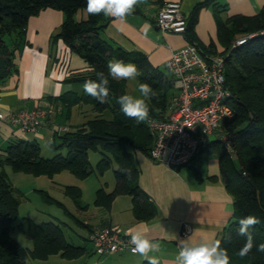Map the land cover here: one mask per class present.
Instances as JSON below:
<instances>
[{
	"label": "trees",
	"instance_id": "16d2710c",
	"mask_svg": "<svg viewBox=\"0 0 264 264\" xmlns=\"http://www.w3.org/2000/svg\"><path fill=\"white\" fill-rule=\"evenodd\" d=\"M217 1L203 0L195 4L190 16H187L185 34L190 42H196L206 50L194 39L193 24L200 8L215 7L218 37L225 47L222 53H227L224 74L232 93L230 102L236 108L235 115L222 122L221 130L231 134L235 154L229 157L216 139L201 147L196 155L210 147L216 151L223 182L233 198L232 216L219 238L221 248L230 257V264H264V252L257 250L260 244H264V7L254 15L236 14L223 19L219 13L225 5ZM47 7L59 9L64 14L61 25L51 34V48L62 41L70 52L89 65L88 70L68 76L64 81L84 84L88 79H96L97 72L107 75V64L111 60L135 64L142 72L138 81L148 83L155 93L146 98L149 117H169L177 96L172 76L164 68L153 66L143 53L127 52L104 39L101 31L110 17L89 15L86 0H0V85L17 71L15 51L24 42L28 19ZM77 14H80L79 19ZM249 33L255 35L244 44L228 49L231 41ZM53 54L51 51L54 60L56 55ZM125 94L124 83L109 77V97L104 104L84 91H66L59 96H48L54 105L61 104L68 112L74 106L88 104L98 115L60 135L52 133L51 144L54 146L55 137H60V146L67 149L65 155L44 158L36 139L11 138L4 146L0 163L8 164L13 171L34 176L53 177L67 170L80 179L93 172L103 175L115 165L113 189L107 192L104 187L98 188L95 203L109 207L117 195L128 194L132 197L134 216L137 219L152 218L154 206L139 186V167L134 153L138 150L150 157L155 138L146 121L138 124L121 112L117 101ZM106 109L111 111L112 119L101 117ZM90 150L101 153L95 167L89 162ZM64 189L66 195L79 203V187L67 185ZM20 200V192L0 168V264H29L33 259H46L53 254L73 259L84 253V247L65 239L60 224L19 217ZM249 215L257 217L260 223L252 230L253 249L241 258L238 252L245 238L237 235V226L239 219ZM15 222L16 227L32 240V248L22 246L11 236L10 230Z\"/></svg>",
	"mask_w": 264,
	"mask_h": 264
},
{
	"label": "crops",
	"instance_id": "0c3cea01",
	"mask_svg": "<svg viewBox=\"0 0 264 264\" xmlns=\"http://www.w3.org/2000/svg\"><path fill=\"white\" fill-rule=\"evenodd\" d=\"M166 1L142 0L123 22L110 17L101 36L127 52L143 53L153 66L164 68V62L171 51L190 42L185 33L164 32L156 25V12ZM178 1L182 13L189 17L195 4L203 0ZM217 2L225 5V9L219 13L223 19L236 14L254 15L264 7V0ZM214 11L213 5L199 9L193 24V37L205 47L206 52L220 54L225 47L218 37ZM63 19V12L51 7L42 9L28 19L24 42L15 51L17 71L0 85V112L4 114L0 118V148L11 138L38 140L48 137L56 122L67 125L70 130L69 124L63 120L65 117L67 120L70 118L71 110L68 112L61 104L54 105L48 96H59L66 91L79 92L77 86L81 83L66 82L64 79L88 70L89 65L77 54L70 52L62 41L51 48V34L58 29ZM51 51L56 55L54 60ZM49 105L60 107V110L50 115L36 134L20 131L8 117L11 111L21 108ZM134 160L139 167V186L154 206L152 218L137 219L132 211V197L128 194L117 195L109 207H104L95 203V192L92 209L88 204L78 208H84V212L89 214L81 222L83 244L77 245L84 247V253L73 259L53 254L46 259H33L29 264H51V261L53 264L148 262L143 256L129 250L107 255L95 253L87 235L92 229L102 226L117 225L124 233L130 229L140 231L148 239L159 243V251L150 252L149 256L157 257L160 264H175L180 240L188 238L193 244L219 240L232 216L233 198L225 187L219 158L212 147L201 150L191 162L177 168L167 167L137 150ZM104 189L109 192L113 188ZM101 207L105 208V212ZM183 231L186 233L183 234ZM53 256L59 258H50Z\"/></svg>",
	"mask_w": 264,
	"mask_h": 264
},
{
	"label": "built area",
	"instance_id": "2783aa9c",
	"mask_svg": "<svg viewBox=\"0 0 264 264\" xmlns=\"http://www.w3.org/2000/svg\"><path fill=\"white\" fill-rule=\"evenodd\" d=\"M155 23L164 32L185 33L187 16L182 13L178 0H168L158 8ZM254 35L235 38L228 49L244 44ZM226 55L208 53L196 42H187L171 51L163 67L172 76L178 93L168 118L149 117L146 121L155 138L150 158L171 168L186 165L201 147L212 141V135H215L213 140L221 142L229 157L234 156L231 134L221 130L222 122L236 113L224 74ZM59 110L60 107L53 105L21 108L11 111L8 117L20 131L36 134L47 118ZM3 117L0 112V118ZM67 130L64 124L51 128L56 135ZM87 238L99 255L122 250L132 252L130 236L117 225L96 227Z\"/></svg>",
	"mask_w": 264,
	"mask_h": 264
},
{
	"label": "rangeland",
	"instance_id": "374dc122",
	"mask_svg": "<svg viewBox=\"0 0 264 264\" xmlns=\"http://www.w3.org/2000/svg\"><path fill=\"white\" fill-rule=\"evenodd\" d=\"M79 15L80 14L76 15L77 19H79ZM120 81L124 83V91L128 95L137 98L141 97L138 88L140 83L138 79ZM77 91H83V84H78ZM96 115H98V113L95 112L90 105L82 104V108L79 106L72 107L70 118L67 120L65 117L63 121L66 124H69L70 129H72V127L80 125ZM101 117L112 119V113L109 109H106L101 113ZM58 125L63 124L56 122L53 126L56 127ZM51 134L48 137L37 140L42 157L51 158L59 154L65 155L67 149L65 146H60V137H55L54 147L51 144V141L53 140V134ZM214 138L215 135H212L210 140H213ZM4 146L0 148V158ZM100 155L101 153L98 150L89 151V162L91 166L95 167L100 159ZM115 167L116 166L113 165V167L106 170L103 175L93 172L88 177L80 179L67 170L60 171L53 177L47 175L34 176L25 172L13 171L8 164L0 163V168L4 171L6 177L20 192L21 200L18 208L19 217L27 216L36 222L53 221L60 224L65 239L73 245L83 244L81 239L83 234L81 222L86 215H89L84 212V208H78L88 204L90 209H92L97 188L105 187L108 190L113 188L115 183L113 170ZM67 185H73L80 188L81 196L78 200L79 203L75 202L71 197L65 194L64 187ZM125 197L128 198V196ZM101 209L103 211L105 210L104 207H101ZM10 234L22 246L32 248V240L16 227V222L10 230ZM50 258L53 259L59 257L53 256ZM52 262L53 261H51V264H53Z\"/></svg>",
	"mask_w": 264,
	"mask_h": 264
},
{
	"label": "clouds",
	"instance_id": "9594fccd",
	"mask_svg": "<svg viewBox=\"0 0 264 264\" xmlns=\"http://www.w3.org/2000/svg\"><path fill=\"white\" fill-rule=\"evenodd\" d=\"M141 2L142 0H86V11L92 16L103 14L123 22ZM141 75V70L135 64L125 63L123 60H111L107 64V75L104 72H97L96 79H88L84 82L83 91L98 103L104 104L109 97V77L113 80H134ZM138 88L141 97L125 94L121 95L117 102L124 116L135 119L139 124L148 120L150 110L146 98L154 96L155 93L146 82L139 83ZM259 223L260 220L252 215L239 219L237 235L245 238V243L238 252L241 258L247 256L253 249L252 230ZM128 235L130 244L133 246V254L143 256L148 264H160L157 257L149 256L150 252L159 251V243L148 239L140 231L130 229ZM257 250L264 252V244H260ZM175 264H230V257L227 251L221 248L220 240L201 241L193 244L187 238L180 240V250L175 257Z\"/></svg>",
	"mask_w": 264,
	"mask_h": 264
}]
</instances>
